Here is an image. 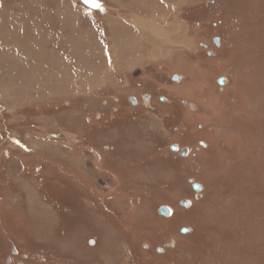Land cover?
<instances>
[{
	"label": "rangeland",
	"instance_id": "rangeland-1",
	"mask_svg": "<svg viewBox=\"0 0 264 264\" xmlns=\"http://www.w3.org/2000/svg\"><path fill=\"white\" fill-rule=\"evenodd\" d=\"M8 1L0 21L27 25L77 85L0 91V258L15 235L80 264H264V0ZM15 38L3 25L0 49Z\"/></svg>",
	"mask_w": 264,
	"mask_h": 264
},
{
	"label": "bare ground",
	"instance_id": "bare-ground-1",
	"mask_svg": "<svg viewBox=\"0 0 264 264\" xmlns=\"http://www.w3.org/2000/svg\"><path fill=\"white\" fill-rule=\"evenodd\" d=\"M32 1H35V0H32ZM8 3H10L9 12L14 14L13 10H15V9L19 10L21 8L24 9L23 7L26 6L27 0L26 1L25 0H10L6 4H8ZM42 5H44V3ZM44 9H43V11H44ZM39 11H38V13H39ZM56 18H58V15H56ZM15 23H16V21L13 19H11L10 23H5V22L0 21V29L4 25L5 32L7 34H9L10 37H16L14 40V43H10V45H16V46H14L16 53L10 52V54H9L8 50H5V49L1 50L0 49V88H1L0 91L2 93L6 92L4 97L8 98L10 95L9 93L12 92V90H13V92H15L17 94V97L15 99L17 101H23L25 99L24 94L26 93V91L28 89V87L26 86L28 83H30V85L28 84L29 87L35 88V91L37 90L36 92L38 93V96L42 99L55 97L53 95H57L59 92L65 93V92H67V89H69V88L71 89V86H73V90H76L75 85H77V84L74 85V83L72 82V79L70 78V73L66 69L67 68L66 65H68V63L67 64L65 62H63L62 64L60 63L65 58L58 53L49 52L43 46L44 42L42 40L40 41V39H39V41H37V42L34 41V39L31 37V34L29 33V28L27 27V25L23 27L21 24L16 25L17 23L16 24ZM47 23H49V22H47ZM37 27H38V25H37ZM63 27L65 28V26H63ZM39 28L34 30V33L38 34L37 36L40 35V29ZM80 31L84 34L88 33L87 30H81V28H80ZM41 32H42V30H41ZM71 32L73 34H76V35L79 33V32H76L73 28H71ZM137 42H138L137 40H134V43H137ZM2 47H6V46L2 45ZM25 59H27V62H25ZM76 60L78 61V59H76ZM59 63L61 65H59ZM70 63L72 65H74V63H76V61H72V62L70 61ZM94 64L96 65L98 63H94ZM76 65H78L77 68L79 69V73H80L82 64L76 63ZM87 65H88V67H91L93 64H90V61H88ZM61 66H62V69H61ZM100 66H103L105 68L104 64H102V63ZM36 71H39L41 74H37ZM58 71L64 73L66 75L65 78H62V80H61L58 76H56ZM50 73H52V74H51V77L49 78L50 75H47V74H50ZM77 73H78V71H77ZM84 74H86V72L83 73V75ZM87 74H88V76H86L87 80L86 79H85L86 81L84 80V84L82 83V87H80L81 84H79V87L82 91L86 87H90L93 84H96L98 82V79H96V81H95L96 77H93L92 71H91V73H87ZM89 74H90V76H89ZM18 75H19V78L21 79V82L19 80V83H21V88H19V89L17 88L18 90H16L15 88L14 89L12 88L13 85L10 83H13L12 81H14V79H16V77ZM20 75H22V76H20ZM94 75H96V74H94ZM29 76H30L31 80L28 79ZM80 76H82V75H80ZM22 77H24V78L22 79ZM26 80H28V82ZM79 80H81V79H79ZM4 82H7V84H8L7 87H4ZM60 83H63L62 89H61L62 91L60 90Z\"/></svg>",
	"mask_w": 264,
	"mask_h": 264
},
{
	"label": "flooded vegetation",
	"instance_id": "flooded-vegetation-1",
	"mask_svg": "<svg viewBox=\"0 0 264 264\" xmlns=\"http://www.w3.org/2000/svg\"><path fill=\"white\" fill-rule=\"evenodd\" d=\"M132 99L131 101L129 99ZM141 98L144 102L156 101L160 104H165L166 100L163 96L156 93H143ZM154 99V100H152ZM152 100V101H151ZM127 103L132 107H137L138 103L135 98L127 97ZM108 151V147H104V150ZM178 153V152H177ZM174 154V153H173ZM5 254L0 258V264H80L76 262L74 257H62L61 260L48 259L40 253H32L29 249V243L26 239H20L15 235L5 238ZM92 244L90 241L89 245ZM84 264H97L84 263Z\"/></svg>",
	"mask_w": 264,
	"mask_h": 264
},
{
	"label": "water",
	"instance_id": "water-1",
	"mask_svg": "<svg viewBox=\"0 0 264 264\" xmlns=\"http://www.w3.org/2000/svg\"><path fill=\"white\" fill-rule=\"evenodd\" d=\"M213 43L218 46L219 45V39L218 38H214L213 39ZM203 47L205 49L207 48L206 46H203ZM225 80H226L225 78L221 77V78L218 79L217 84L220 87H223L225 85ZM172 81L175 82V83H178L180 81V77L177 76V75H173L172 76ZM129 100L131 101L132 99L130 98ZM200 146L204 147V144L200 143ZM169 151L171 153L178 152V156L181 157V158H184L186 156L187 152H188L186 149L178 150V148L175 145H170L169 146ZM188 183H189V185H190V187H191L193 192H195V193L201 192V187L197 183H193L192 179H188ZM179 205L182 208H186V207H188V202L187 201H180ZM157 213H158V215L160 217H163V218H168L171 215V211L165 206L159 207L157 209ZM180 233L181 234H187L188 233V229L187 228H182L180 230ZM157 252H160V250L157 249Z\"/></svg>",
	"mask_w": 264,
	"mask_h": 264
},
{
	"label": "crops",
	"instance_id": "crops-1",
	"mask_svg": "<svg viewBox=\"0 0 264 264\" xmlns=\"http://www.w3.org/2000/svg\"><path fill=\"white\" fill-rule=\"evenodd\" d=\"M25 62H27V59H25ZM37 72V74H41L39 71H36Z\"/></svg>",
	"mask_w": 264,
	"mask_h": 264
}]
</instances>
